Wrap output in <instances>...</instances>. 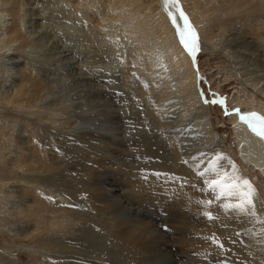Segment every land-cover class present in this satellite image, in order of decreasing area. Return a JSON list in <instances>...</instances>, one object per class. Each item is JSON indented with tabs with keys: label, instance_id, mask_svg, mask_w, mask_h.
Listing matches in <instances>:
<instances>
[{
	"label": "bare ground",
	"instance_id": "1",
	"mask_svg": "<svg viewBox=\"0 0 264 264\" xmlns=\"http://www.w3.org/2000/svg\"><path fill=\"white\" fill-rule=\"evenodd\" d=\"M20 1L0 0V18L8 13L17 19L6 36L0 29V72L12 74L10 84L1 86L0 100L24 112L18 115L16 148L28 157L27 163L16 152L6 157L0 146V264H156L162 254L169 255L168 264H264V196L252 182L264 185V0H139L176 75L175 92L164 88L158 98L149 91L159 88H141L130 78L125 53L105 65L79 63L61 72V87L52 88L60 81L54 79L58 69L29 52L31 43L18 24ZM184 8L192 17H185ZM112 11L116 15L120 6L112 5ZM42 14L37 11L33 19L41 23ZM39 27L45 29L43 22ZM174 29L181 31L183 46ZM85 30L97 41L94 30ZM198 50H205L209 63L229 64L225 74L242 80L248 98L207 99L202 82L213 81L214 73L200 67ZM119 79L130 90L125 101L113 97ZM171 96L164 113L156 102ZM221 102L225 113L227 105L232 109L221 120L231 123L235 150L214 117ZM85 141L92 146L90 155L68 150ZM97 154L113 167L104 183ZM80 167L82 175L70 174ZM149 171L175 177L142 174ZM67 176L77 180L76 198L64 191ZM107 176L122 184L120 195H135L134 202L124 204ZM147 207L152 216L144 213ZM157 209L202 225L193 239L170 238L154 224Z\"/></svg>",
	"mask_w": 264,
	"mask_h": 264
},
{
	"label": "rangeland",
	"instance_id": "2",
	"mask_svg": "<svg viewBox=\"0 0 264 264\" xmlns=\"http://www.w3.org/2000/svg\"><path fill=\"white\" fill-rule=\"evenodd\" d=\"M23 1H25V0L20 1V2H22V5L24 7L22 14H21L23 16L21 18L19 17L18 24H19V27H20L23 35L25 34L27 36V38L29 39V42L31 43V48L29 46L28 50H29V52H31V55H34L35 57L38 56V58H41L44 61H46V59H47L48 60L47 63H50L49 65L51 66V68H55V69L59 70V71L57 70V72H59V77H57V76H56V78L54 77L55 80L57 78H59V80L62 79L61 76H63V75L61 74V72H63V71L65 72L69 69L67 71L69 73L72 70V68H74L75 66L77 67V65L79 63H80L79 66L83 65V64H87V63H89V64H100L101 63L100 65H102V64L105 65L106 63H111V61L118 60V55L121 53H125V55H127L126 57H127L128 64H129L128 70H129V73L131 72L130 74L132 76V77L130 76V78L133 81H138L141 85V88H152V89L153 88H159L160 90L154 91V89H153L152 92L149 91L150 93H153V95L157 98H158L157 94L159 93V91L164 90V88L167 89L166 91H172L171 89H173V92H175V88H177L176 80H175L176 75L173 72L171 65L169 64L170 59L168 56L167 47H165V45L159 41V37H158L159 34H158V32H156V30L153 26V23L148 19L149 15H147V12L144 10V8H142V6L139 7V3H140L139 0H31L29 3H25ZM112 5H113V7L115 5L120 6V11H118L116 13V15L112 11ZM183 6L186 7V5H184V3H183ZM31 8H33V9L35 8V9L32 10ZM41 9L44 11H42ZM184 10H185L188 18L192 17V16H190L191 14L189 13L188 9L184 8ZM37 11L39 14L43 13L42 14L43 20H41V21L45 25V29H42V31L39 27V24H41L42 22L40 23V22H38V20L33 19L34 16L37 15ZM187 12H188V14H187ZM4 14L6 16H8V18L5 16L1 17L2 19L0 18L1 19L0 21L2 22V20H3L2 23H4V24H2L0 22V24H1L0 29L2 30L1 31L2 34H3V32H5V34H3V35L6 36L7 32L12 27L11 25L14 26L15 23H17V21H16L17 19H15V17H13V16L9 17L10 15H8V13H4ZM191 20H192V22L191 21L190 22L193 24V26L197 30L196 33L198 36V41L200 44L203 45L204 44L202 41L203 38L201 35V31L198 28L199 26H196L197 24L193 21L192 18H191ZM72 24H73V26H72ZM76 24H78L79 26ZM2 25L6 26L5 29ZM86 27L87 28L90 27L92 33L94 30V32L96 33V34L93 33L94 36L97 35V38L100 41H98V39L96 41V37H94L95 39L93 37H89L88 32L85 30ZM27 29H31V30H29L30 33ZM39 29H40V31H39ZM34 30L35 31L37 30V33L35 35L33 34L32 35L33 37H32L31 32H33ZM174 30L176 32V34H175L176 40L175 41H176V43L178 42L179 46H181L182 39L180 38L179 32H177L176 29H174ZM81 31H84V32H81ZM80 32L83 34L81 35ZM86 34L88 36H86ZM19 44H20V41L14 42L13 47L16 48L19 46ZM34 45H35V48L33 47ZM38 46H39V49H38ZM42 46H43V49H42ZM85 46H86V48H85ZM32 47H33V49H32ZM79 48H81L82 50L85 49L84 50L85 52L81 51V49L78 50ZM31 49H32V51H31ZM34 49H35V51H34ZM44 51H46V52H44ZM204 51L205 50H199V52L197 54V59L199 61V65L201 68H203L204 70L207 71L206 73L209 74L210 68H212L211 72L214 73V76H212L213 81L211 79H209L208 81L205 80L202 82L201 91L204 92L207 99L209 98V100H212L216 96L229 98V101H232V99H237V98L247 99L248 98V95H247L248 89H246V87L243 85L242 80L239 77L230 78V76L225 74V70L228 67H230L229 64L227 65V64L222 63L221 60L218 59V57H217L218 60H210V62L212 64L209 63V60H205L206 57L205 56L203 57V55L205 53ZM94 53H96V54H94ZM100 58H102V59H100ZM53 59H56V61ZM200 59H201V61H200ZM99 60H100V62H99ZM218 61L222 64L221 65L222 67L224 66L223 67L224 69L221 66H219L220 63H218ZM233 67H234V65H233ZM220 70H221V72H220L221 74L217 75ZM7 72H8V70H6L4 72L2 71V73L0 72V80H2V81H0V90H1V86L4 87L5 85L8 86L10 84L7 81L10 80L9 78L12 76V74H11V72L7 74ZM170 72H171V74H170ZM215 75H217V76H215ZM2 82H5V83H2ZM118 82L119 83H116V85L114 86L115 88H112L115 91V92L113 91V97L117 101H119V100L125 101L124 100L125 98L123 96L126 95L127 91L129 90L128 89L126 91V89L129 87H126V85H125L126 81H124V80L121 81V79H119ZM60 83H61V80L60 81H54V83L51 87L55 88V90H56V88L61 87ZM119 87H121V89L122 88L123 89L121 90ZM198 92L199 91H197V93ZM210 98H212V99H210ZM171 99H172V96H171V98L169 97V98L165 99V101L157 100L156 104L162 105V110L164 109L163 112L167 113L169 103L172 102V101H170ZM11 100H12V98H11ZM115 100H114V102L116 103ZM141 100L144 101L146 99H141ZM1 102L2 101L0 100V143L2 142L3 145H1L2 144L1 143L0 146L4 147L3 149H4V153H5L6 157L13 156L16 152V155H18V157L23 162L27 163L26 159H28V157L25 158V156H26L25 152L18 153L19 152L18 150L20 148L19 147L16 148L18 146L17 145L18 142H16V141H18V139H17L18 137L16 136V133H17L16 131H18V128H19L18 126H20L18 115H19V113H21L23 115L24 112L23 111L17 112V110L15 111L13 106L12 107L3 106L4 103L3 102L1 103ZM223 104H225V103L221 102L220 106H217V105L215 106L218 111L214 114V117L218 118V122H219L218 127L220 128L222 134L225 133L222 135V137L228 143H231V144H228V147L230 146L232 148V150H235L236 143L232 139V136H231V130H230L232 128V126L230 125L231 123L229 124V122H226L225 123L226 125H225L221 120L222 118H227L228 112H230V110H232V109H231L230 105H227V107L229 106L227 108L228 112L225 113ZM122 105L124 106L126 104H122ZM166 105H167V107H166ZM159 107H161V106H159ZM4 108H6V109L4 110ZM7 108H9V110ZM3 119H5L6 122H5V120L3 121ZM9 120H11V121H9ZM14 124H16L15 127H14ZM68 125L66 124L65 126L68 127ZM56 126L60 127V123H57ZM9 131H10V134H9ZM6 132H8V133H6ZM2 134H3V136H2ZM14 135H15V137H13ZM85 142L88 144L86 145V143H84V142L81 143V145L73 143L70 145L68 150L71 152L73 151L72 153H74V152L76 153V151H79L78 149L81 148V153L83 150L82 154H84V155L89 154L90 155L92 152V149H91L92 146H91L90 142H88V141H85ZM36 143H38V142H36ZM4 145L6 146V148ZM7 145H8V147H7ZM6 149L8 150V152ZM9 149H10V151H9ZM54 149L56 152L59 151L55 147H54ZM12 150H16V151H14L12 154V152H11ZM68 150L66 151L67 153H68ZM38 151H37V154L39 153V155H40L41 150H38ZM67 153H64L63 155H68ZM81 153H78V154H81ZM59 155H61V154H59ZM96 156L99 157L101 160V162L99 163V166H97V168H99V170L102 173L100 171H97V172L98 173L100 172L99 174L103 175L102 177L98 176V177H100L99 178L100 182H103L104 178H105L104 174L109 172L108 171L109 168L113 169V167H111V165H110V160H107V158L105 156H103L101 154H97ZM74 159L76 161V157H73L71 159V161H74ZM75 169L77 170V172L70 171V174L74 175L75 173L79 172L80 175H82L83 174L82 171H85V169L82 170V167H80V169H77V168H75ZM105 169L106 170L108 169V170L105 171ZM142 174L145 176H157V175L164 174L167 177H171V178L175 177L174 174H171L168 172L149 171V172H144ZM107 177L110 180H113V179H111L110 176H107ZM70 178L73 182L70 180ZM101 178H103V179L101 180ZM66 179L68 180V183H67V180L64 179L66 181V182L65 181L64 182L67 185L66 186L63 182V187L65 186L64 191H66V190L70 191L71 190L70 192H73L72 194L70 192L68 193V191L66 193L70 194V197L72 196L73 198H76L75 189L78 188V184L76 183L77 180L75 178H73L72 176H67ZM99 180H97V183H100V182H98ZM116 182L117 181L113 180V183H114L113 185L117 186V187H114L116 189L114 194L115 195L119 194L118 196H123V194L120 195V192H122V184L121 183L116 184ZM252 182L254 184H256L257 190L261 193L262 196H264V185L259 187V185H258L259 182H257L256 179H252ZM67 187H68V189H66ZM70 187L74 190L72 191V189ZM136 198L137 197L133 194H131V195L125 194V196L122 197V200H123L124 204L127 205L126 199H129L130 200L129 202H134L133 200ZM140 209H141V211L143 210V208H141V207H140ZM148 210H149V215L152 216L153 210H151L148 207L146 208L144 213H147L146 211H148ZM157 213H158L157 215L154 214L155 216H157L156 222L154 221L155 226L160 230V232L164 233L162 227L164 225H169L172 232H170V233L165 232V234H168V236L170 238L184 237V238H192L193 239V237L197 235L196 228L200 227L202 225V224L194 223L192 220H190V216H188L186 218H182V217H179L178 215H170L168 213H164L162 210L159 211L158 209H157ZM160 222H162V223H160ZM160 224H162V226ZM170 238H168V239H170ZM167 251H170V250H167ZM172 253L174 255L177 254V252L175 250L172 251ZM154 256H156V255H154ZM168 256H169L168 254H162L158 258L156 257L155 258V260L157 261L156 264H168V262L166 261V259H168ZM160 258H161V261H160V263H158ZM201 258H202L203 262L209 261V258H206L205 256H201Z\"/></svg>",
	"mask_w": 264,
	"mask_h": 264
}]
</instances>
